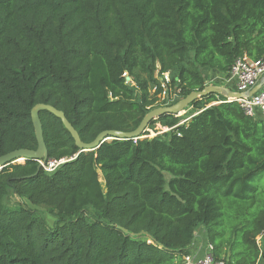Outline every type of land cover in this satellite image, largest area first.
I'll return each instance as SVG.
<instances>
[{"label": "trees", "instance_id": "16d2710c", "mask_svg": "<svg viewBox=\"0 0 264 264\" xmlns=\"http://www.w3.org/2000/svg\"><path fill=\"white\" fill-rule=\"evenodd\" d=\"M243 56L264 60V0H0V157L36 150L37 104L90 143L220 86ZM218 101L193 102L182 124L152 120L143 136L170 129L155 137L90 152L40 112L47 161L65 162L0 171V264H182L199 232L215 260L259 264L264 119Z\"/></svg>", "mask_w": 264, "mask_h": 264}, {"label": "water", "instance_id": "95a60500", "mask_svg": "<svg viewBox=\"0 0 264 264\" xmlns=\"http://www.w3.org/2000/svg\"><path fill=\"white\" fill-rule=\"evenodd\" d=\"M264 84V75L260 79L259 83L253 87L250 91L245 93H237L234 91H231L230 89H227L222 86L217 85H207L204 87L202 91H194L188 94L186 97L180 99L175 104L170 106H163V107H157L152 110H150L141 120L139 125L130 132H121V131H103L99 133L96 138L90 142V143H83L81 142L79 135L77 131L71 126V124L67 121L64 114L55 109L54 107L50 105L45 104H37L35 105L31 111H30V119L33 126L34 136L36 140V150H17L10 152L4 156L0 157V171L3 170L5 167H7L10 164H14V162L19 163V159H21V162H25L28 160H34V161H41L43 164L47 161V148L43 139V133H42V125L39 118L40 112H47L51 115H53L55 118L59 119L63 125V127L66 129V131L70 134L71 138L74 141V145L80 152H90L95 149H97L102 143L106 141H110L113 139H123V140H136V139H142L143 133L146 131L147 125L152 121L157 119L158 117L162 115H174L177 116V114L183 112L189 105H191L193 102L209 95L213 94L216 96H219L224 99H230L231 101L238 99V98H248L254 95L259 91L261 86ZM41 168V165L38 164V170ZM121 229L123 232H125L124 229Z\"/></svg>", "mask_w": 264, "mask_h": 264}, {"label": "built area", "instance_id": "2783aa9c", "mask_svg": "<svg viewBox=\"0 0 264 264\" xmlns=\"http://www.w3.org/2000/svg\"><path fill=\"white\" fill-rule=\"evenodd\" d=\"M263 75L264 60L252 61L246 56H243L235 61L226 75L217 76L214 80L220 81V86L230 89L231 91L237 93H245L255 87L259 83ZM123 76H126V74H123ZM164 79L165 82H168L167 74L164 75ZM164 97L165 93L163 92L161 98L164 99ZM233 101L238 104L239 108L245 116L251 118L260 117L261 119H264V84L261 86L259 91L251 97L238 98ZM233 101H231L230 99H225V101H218L215 104H222ZM184 122L185 120L181 121L179 124H182ZM159 128L158 130H156L157 132L154 133L152 137L170 130L168 128H162L160 126ZM142 137L144 138L150 136L147 135ZM63 162H65L64 159L58 161H46L44 164L41 161H38V164L41 165V168L46 173H52ZM257 242L258 244L261 242V237L257 238ZM204 244L205 245L201 248H194L193 246L191 253L183 256L182 264H225L223 261H218L213 258V247L210 244H207L206 242ZM263 250L264 248L261 249V253L263 252Z\"/></svg>", "mask_w": 264, "mask_h": 264}, {"label": "rangeland", "instance_id": "374dc122", "mask_svg": "<svg viewBox=\"0 0 264 264\" xmlns=\"http://www.w3.org/2000/svg\"><path fill=\"white\" fill-rule=\"evenodd\" d=\"M161 100H163V99L161 98ZM191 114H192V111H191L190 109H185L183 112L177 114V117H179V118L181 119V121H182V119H184V118L187 117V116H190ZM159 126H160L159 124H156V125L154 126V128H150V129H148V136L152 137L153 134L157 132L156 130H158ZM160 127H161V126H160ZM162 128H164V127H162ZM159 129H160V128H159ZM157 134H158V133H157ZM15 163H18V162H15ZM19 163H23V162H19ZM5 204H7V205H12V204H13V201H12L10 198H7L6 201H5ZM41 212H42V211H41ZM40 214H41V213H40Z\"/></svg>", "mask_w": 264, "mask_h": 264}, {"label": "crops", "instance_id": "0c3cea01", "mask_svg": "<svg viewBox=\"0 0 264 264\" xmlns=\"http://www.w3.org/2000/svg\"><path fill=\"white\" fill-rule=\"evenodd\" d=\"M204 239H205V236H204V234H203V232H199L198 234H197V237H196V240H195V242H194V248H201L202 246H204L205 244V241H204ZM206 240V239H205ZM193 248V249H194ZM259 264H264V259H262L260 262H259Z\"/></svg>", "mask_w": 264, "mask_h": 264}, {"label": "bare ground", "instance_id": "6f19581e", "mask_svg": "<svg viewBox=\"0 0 264 264\" xmlns=\"http://www.w3.org/2000/svg\"><path fill=\"white\" fill-rule=\"evenodd\" d=\"M18 161H19V162H21L22 160H21V159H19ZM101 182H102V181H101Z\"/></svg>", "mask_w": 264, "mask_h": 264}]
</instances>
